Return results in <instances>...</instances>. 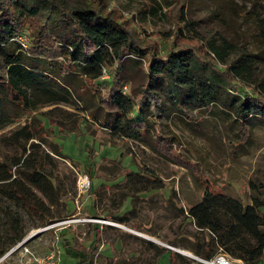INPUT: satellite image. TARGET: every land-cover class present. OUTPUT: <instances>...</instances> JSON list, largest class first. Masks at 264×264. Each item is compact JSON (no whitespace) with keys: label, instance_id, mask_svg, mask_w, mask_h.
Instances as JSON below:
<instances>
[{"label":"rangeland","instance_id":"1","mask_svg":"<svg viewBox=\"0 0 264 264\" xmlns=\"http://www.w3.org/2000/svg\"><path fill=\"white\" fill-rule=\"evenodd\" d=\"M37 1L54 20L58 35L76 37L72 26L59 19L56 7L46 0ZM64 1L68 6L83 2ZM180 1H186L188 35L199 37L206 48L208 39L222 36L242 51L251 66L243 77L245 84L238 89L199 61L188 60L186 69L199 91L212 90L216 96L214 102L202 107H196L187 85L176 78L179 71H165L171 80L167 85L161 79L153 83L162 104L146 109L150 127L173 137V147L177 145V150L195 164V170L154 150L150 137L146 141L126 139L102 125L88 113L98 107L91 97L77 104L42 105L33 112L43 121L47 139L60 146L62 155L43 143L33 149L24 139L13 136L30 116L22 113L17 121L0 129V158L11 161L26 149L44 159L49 184L43 183L40 189L22 175L19 179L32 201L43 206L46 217H38L15 199L0 194V255L12 245L14 221L23 238L32 237L28 245L38 254L60 250V264H82L73 246L96 249L84 264H170L165 250L159 251L169 248L167 245L181 255L176 264H198L191 253L200 257L196 252L211 238L207 230L196 225L188 208L203 198L206 185L214 193L240 198L244 204L251 202V196L264 200V116L250 115L241 122L234 109L239 106L238 98L254 93L255 88L261 90L264 0H110L109 8L116 6L126 17L134 16L141 30L161 42L162 53L167 55L178 46L174 48L172 38L164 39L158 33L172 30L170 11ZM17 39L28 45L25 32ZM213 63L225 68L220 60ZM124 65L123 84L130 88L137 80H144L143 60L127 57ZM106 72L107 67L103 68V74ZM109 74L96 79L95 86L107 90L103 80L110 81ZM47 111H51L52 121L44 117ZM85 173L91 190L82 192L77 182ZM212 248L215 250V244ZM0 264H21V259L15 253Z\"/></svg>","mask_w":264,"mask_h":264},{"label":"trees","instance_id":"2","mask_svg":"<svg viewBox=\"0 0 264 264\" xmlns=\"http://www.w3.org/2000/svg\"><path fill=\"white\" fill-rule=\"evenodd\" d=\"M46 1L56 7L61 21L72 26L76 37L58 35L54 20L37 0H0V129L17 121L22 113H29V118L13 132V136L24 139L33 149L43 143L53 153L62 155L60 146L47 139L43 121L32 114L42 105L77 104L79 100L91 97L98 107L88 113H93L92 116L97 117L102 125L126 139L146 141L150 137L154 150L195 170V164L177 150V145L173 147V137L156 133L150 127L146 109L162 104L161 96L153 91V83L161 79L167 85L171 80L165 71H179L176 78L187 85L196 107L209 105L216 96L212 90L199 91L186 69L188 60L199 61L232 88L242 89L243 77L251 68L242 51L236 50V46L219 35L208 39V48L199 37L188 35L185 31L189 24L186 1H180L170 11L172 30L158 33L164 39L172 38L174 48L178 46L167 55L162 53L161 42L141 30L134 16L126 17L116 6L109 8L110 0H83L76 6H68L64 0ZM24 32L28 36L27 46L17 39ZM127 57L143 60L146 65V69L141 68L144 80H137L130 88L122 83ZM215 59L225 64L223 70L215 67ZM105 67L111 80H103L107 90L102 91L95 86V80L106 76L103 74ZM260 86L261 90L255 88L254 93L238 98L239 106L234 109L241 122L250 115L264 116V79ZM44 117L52 121L51 111L45 112ZM45 155L49 156V153ZM43 164L44 159L34 156L32 150L26 152V149L22 156L11 161L0 158V194L15 199L38 217H46L45 209L39 202L32 201L20 186L19 176L42 189L43 183L51 182ZM262 208L264 200L258 196H251V202L244 204L240 198L219 195L206 185L203 198L188 208L196 225L207 230L211 238L205 240L196 253L210 258L221 247L245 264H263ZM12 223L14 237L9 248L23 239L15 222ZM214 244L215 250L212 248ZM71 249L82 264L88 262L89 256L96 251L91 246L87 251L75 246ZM163 250L169 251L170 264H176L177 257H181L177 251L167 248L159 251ZM5 253L1 250V254Z\"/></svg>","mask_w":264,"mask_h":264},{"label":"built area","instance_id":"3","mask_svg":"<svg viewBox=\"0 0 264 264\" xmlns=\"http://www.w3.org/2000/svg\"><path fill=\"white\" fill-rule=\"evenodd\" d=\"M22 40V39H21ZM24 45H26L23 42ZM127 87H125L126 89ZM78 188L82 192H86L90 189L91 180L88 174H80L78 178ZM94 220V219H91ZM48 227L43 228L42 230ZM212 233V232H211ZM28 237L23 238L21 241L13 245L4 255L0 256V263L8 256L18 253L21 264H60V250L51 249L46 254H38L29 245L27 240ZM170 248L172 246L167 245ZM203 264H245L243 260L233 257L232 255L226 253L221 247L218 249L217 253L210 258L197 257Z\"/></svg>","mask_w":264,"mask_h":264},{"label":"bare ground","instance_id":"4","mask_svg":"<svg viewBox=\"0 0 264 264\" xmlns=\"http://www.w3.org/2000/svg\"><path fill=\"white\" fill-rule=\"evenodd\" d=\"M139 234L142 235V236L148 237V238L150 237L149 235L145 234L144 232L141 233V232L139 231ZM150 238H152V237H150ZM180 250H181L182 252H184L185 254H189V253H190V252H188V251H186V250H184V249H182V248H181ZM191 257L194 258L195 255H194L193 253H191Z\"/></svg>","mask_w":264,"mask_h":264},{"label":"crops","instance_id":"5","mask_svg":"<svg viewBox=\"0 0 264 264\" xmlns=\"http://www.w3.org/2000/svg\"><path fill=\"white\" fill-rule=\"evenodd\" d=\"M136 233H138V232H136ZM147 238H148V237H147ZM149 238H150V237H149ZM150 239H153V238H150ZM167 249L172 250V249H170V248H167ZM165 253H166L165 256H168V258H169V260H170V253H169V251H166ZM263 264H264V263H263Z\"/></svg>","mask_w":264,"mask_h":264},{"label":"water","instance_id":"6","mask_svg":"<svg viewBox=\"0 0 264 264\" xmlns=\"http://www.w3.org/2000/svg\"><path fill=\"white\" fill-rule=\"evenodd\" d=\"M31 238H32L31 236L28 237L26 241H29ZM169 248H170V247H169ZM173 248H174V247H173ZM173 248H172V249H173ZM194 258H196V257H194ZM196 259H197V258H196Z\"/></svg>","mask_w":264,"mask_h":264}]
</instances>
